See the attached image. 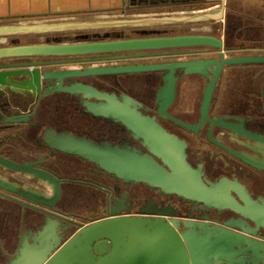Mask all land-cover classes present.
<instances>
[{"label": "flooded vegetation", "instance_id": "flooded-vegetation-1", "mask_svg": "<svg viewBox=\"0 0 264 264\" xmlns=\"http://www.w3.org/2000/svg\"><path fill=\"white\" fill-rule=\"evenodd\" d=\"M144 30L159 31V34H154L156 36L178 34L176 30L171 32L166 29L138 28L133 33L120 29L45 34L44 42L35 36L25 40L19 36H6L1 37L0 42L9 45L14 40L18 44H29L56 42L55 40L76 42L147 37ZM188 31L184 28L180 34H193ZM197 34H208L222 39L227 45L223 51L226 57L264 55H228L235 53L231 51L233 49L264 45V26H256L254 20L248 16L228 11L225 23L212 22L208 26V33ZM203 48L205 47L135 51L147 55L93 61L84 59L100 57L103 54L78 57H10L0 59V69H7L8 64L37 63L15 67L38 69L42 75L45 71L86 68L91 65L220 59L221 51L218 48ZM121 53L129 55L134 52ZM182 55L185 57L147 60L152 57ZM70 58L83 60L64 62ZM131 59L136 61H130ZM103 61L109 62L103 64ZM79 63L91 64L67 66ZM164 73V70H157L131 74L86 75L65 78L62 86L81 82L101 92L115 95L123 103L124 96L139 102L140 111L156 117L168 132L185 143L186 160L194 169L195 176L216 193H229L235 198L234 206H210L199 200L164 192L146 182L128 181L101 169L89 159L60 149H51L43 137L47 130L55 133L69 132L98 145L109 143L124 149L136 148L141 153L153 155L165 165L142 139L134 137L127 124L96 115L89 110L87 102H107L105 99L87 98L82 92L48 91V88L58 85L54 79H41V83L35 84L34 89L25 83L23 77H11L8 85L0 87V157L10 162L8 164L0 161V181L9 187L0 186V264H9L16 255L22 238H28L31 231L35 232L45 224L48 217L46 213L22 204L29 202L23 196L24 193L37 192L49 198L56 196L55 183L40 172H45L59 181L61 192L54 204V210L72 220H58L59 223L63 222L65 226L75 229L78 228L75 224L86 225L108 216L113 211L133 216L163 212L175 214L180 219H205L219 225L237 224L250 230L258 228L250 217L252 213L243 212L241 209L260 206L264 201V64L223 66L213 93L208 119L205 120H202L201 105L209 79L199 73L180 74L175 100L167 110L174 118L196 128L159 113L157 93L164 84ZM182 84L184 87L181 90ZM52 219L56 221L55 218ZM58 230V237H63L61 230ZM259 232L264 235V227H260Z\"/></svg>", "mask_w": 264, "mask_h": 264}, {"label": "water", "instance_id": "water-1", "mask_svg": "<svg viewBox=\"0 0 264 264\" xmlns=\"http://www.w3.org/2000/svg\"><path fill=\"white\" fill-rule=\"evenodd\" d=\"M143 33L148 36L101 41L55 40L56 42L29 44H18L19 42L14 40L9 45L0 42V59L103 54L100 57L95 56L84 60H109L147 55V53H135V51L178 47L218 48L221 51L220 59L91 65L86 68L74 67L45 71L42 75L38 69H16L18 66L37 65V63L8 64L7 69H0V87L8 85V79L11 77H23L25 83L30 84V87L34 89L35 84L41 83V79L45 81L54 79L57 80L58 85L48 88V91L82 92L87 98L105 99L107 102H87L89 110L96 115L127 124L133 131L134 137L142 139L149 150L168 168L153 155L141 153L136 148L124 149L109 143L98 145L87 138L69 132L45 131L43 137L48 146L51 149H60L89 159L101 169L128 181L146 182L164 192L176 193L210 206H234L235 198L229 193H216L195 176L194 169L186 160L185 143L168 132L156 117H150L140 111L139 102L124 96L123 103L115 95L101 92L81 82L65 87L62 83L65 78L86 75L131 74L164 70V84L157 93L159 113L188 127L196 128L174 118L167 110L175 100L179 75L199 73L209 79L201 105L202 120H205L208 119L213 93L223 66L264 64V55L226 57L223 52L227 47L226 43L208 34L156 36L154 34H159L157 30H144ZM127 51L134 53L129 55L121 53ZM79 60L83 59L70 58L64 62ZM0 161L10 164L1 157ZM40 174L55 183L56 196L49 198L37 192L23 194L29 202L22 204L42 211L48 217L42 228L35 232L31 231L28 238H22L20 247L9 264H264V235L259 232L260 227H264V201L260 206H247L241 209L243 212L252 213L250 217L258 227L255 230L242 228L237 224H213L205 219L200 221L180 219L171 213L147 212L143 216H133L115 211L86 225L75 224L78 226L75 229L65 226L63 222L59 223L58 220L69 222L72 220L54 210V204L61 192L59 181L45 172ZM0 186L9 188L1 181ZM60 225L61 228H59ZM58 229L61 230L63 237H58Z\"/></svg>", "mask_w": 264, "mask_h": 264}, {"label": "rangeland", "instance_id": "rangeland-1", "mask_svg": "<svg viewBox=\"0 0 264 264\" xmlns=\"http://www.w3.org/2000/svg\"><path fill=\"white\" fill-rule=\"evenodd\" d=\"M254 3H264V0H254ZM230 0H211L205 2H189V3H172L162 4L159 6L140 8L146 9L147 12L134 11L129 14H120L119 12H86L82 14H66L45 16L42 18H29L25 20H12L10 22H1L0 27H20L23 25H55L81 22L84 25L67 26L64 29L49 30L44 32H3L0 38L7 36H19L23 40L33 36L38 37L41 42L45 41V34H69L73 32H97L112 31L124 29L134 32L138 28H157L166 29L180 34L184 28L188 29V33H208V26L212 22H226V14L229 11ZM226 7V10L224 9ZM233 13V12H232ZM256 17V16H255ZM80 23V24H81ZM79 24V23H78ZM193 48V47H191ZM206 48V47H205ZM203 48V49H205ZM165 51V50H164ZM212 52V51H211ZM214 53V51H213ZM215 54V53H214ZM185 56L171 57H152L147 60H164L171 58H184ZM130 61H136L131 59ZM109 61H103L107 64ZM117 62V61H116ZM112 62V63H116ZM111 63V62H110ZM91 63L71 64L67 66L89 65ZM94 64V63H93ZM99 64V63H97ZM184 82V80L182 81ZM184 84L181 85V90ZM183 94V92H182ZM228 251V249H227Z\"/></svg>", "mask_w": 264, "mask_h": 264}, {"label": "crops", "instance_id": "crops-1", "mask_svg": "<svg viewBox=\"0 0 264 264\" xmlns=\"http://www.w3.org/2000/svg\"><path fill=\"white\" fill-rule=\"evenodd\" d=\"M205 1L211 0H0V23L53 15L82 14L86 12H119L120 14H129L131 11H141L145 13L147 10L140 8L159 6L168 3ZM230 1L228 7L229 11L237 15L252 18L256 26H264V3H254V0ZM224 9L226 10V7H224ZM76 23L80 24L81 22L55 25L39 24L35 26L26 24L20 27H11V29L17 32H44L61 28L64 29L66 28L65 26ZM51 26H57L58 28L48 29ZM38 28L40 30H38ZM231 51L235 53L229 54L227 52L228 55L246 53L264 54V45L246 46L241 50L233 49Z\"/></svg>", "mask_w": 264, "mask_h": 264}, {"label": "bare ground", "instance_id": "bare-ground-1", "mask_svg": "<svg viewBox=\"0 0 264 264\" xmlns=\"http://www.w3.org/2000/svg\"><path fill=\"white\" fill-rule=\"evenodd\" d=\"M80 25H84L83 23L82 24H71L70 26H72V27H74V26H80ZM61 27H63V26H61ZM65 27H67V26H65ZM52 28H58L57 26H51V27H49L48 29H52ZM13 29H11V28H7V27H0V33H3V32H11ZM37 30V29H36ZM38 30H40L39 28H38Z\"/></svg>", "mask_w": 264, "mask_h": 264}]
</instances>
